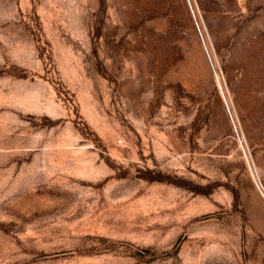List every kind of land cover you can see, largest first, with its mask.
Here are the masks:
<instances>
[{
  "label": "rangeland",
  "instance_id": "rangeland-1",
  "mask_svg": "<svg viewBox=\"0 0 264 264\" xmlns=\"http://www.w3.org/2000/svg\"><path fill=\"white\" fill-rule=\"evenodd\" d=\"M223 100L264 185V0H0V264H264Z\"/></svg>",
  "mask_w": 264,
  "mask_h": 264
},
{
  "label": "built area",
  "instance_id": "built-area-1",
  "mask_svg": "<svg viewBox=\"0 0 264 264\" xmlns=\"http://www.w3.org/2000/svg\"><path fill=\"white\" fill-rule=\"evenodd\" d=\"M215 76H216V79L218 80L216 72H215ZM219 90L221 92L222 97H224L223 94H222L220 86H219ZM223 101H224V106H225V109H226L230 124H231V126L233 128V131L235 133V137L237 139V142L239 143V145L241 146V149L243 151L245 163H246V166H247V168H248V170H249V172L251 174L254 187L258 191L260 196L264 199V185L262 184L261 179H260V177H259V175L257 173L256 167H255L254 162L252 161V159L250 157L249 151L247 150V152H246L247 147H246L245 142L243 140V136H242L241 130H240L239 126L237 125L236 121L234 120L233 115L230 112L226 101L225 100H223Z\"/></svg>",
  "mask_w": 264,
  "mask_h": 264
},
{
  "label": "bare ground",
  "instance_id": "bare-ground-1",
  "mask_svg": "<svg viewBox=\"0 0 264 264\" xmlns=\"http://www.w3.org/2000/svg\"><path fill=\"white\" fill-rule=\"evenodd\" d=\"M217 83H218V85L217 86H220V83H219V80H217ZM222 91V90H221ZM222 94H223V92H222ZM225 99V98H224Z\"/></svg>",
  "mask_w": 264,
  "mask_h": 264
}]
</instances>
